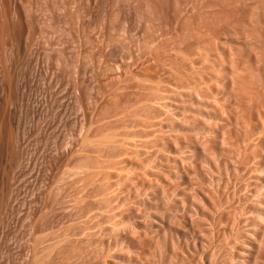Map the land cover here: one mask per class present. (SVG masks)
I'll return each instance as SVG.
<instances>
[{
    "label": "rangeland",
    "instance_id": "1",
    "mask_svg": "<svg viewBox=\"0 0 264 264\" xmlns=\"http://www.w3.org/2000/svg\"><path fill=\"white\" fill-rule=\"evenodd\" d=\"M0 264H264V0H0Z\"/></svg>",
    "mask_w": 264,
    "mask_h": 264
}]
</instances>
